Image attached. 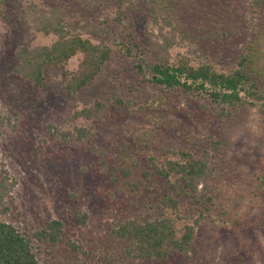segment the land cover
Returning <instances> with one entry per match:
<instances>
[{
    "label": "trees",
    "instance_id": "1",
    "mask_svg": "<svg viewBox=\"0 0 264 264\" xmlns=\"http://www.w3.org/2000/svg\"><path fill=\"white\" fill-rule=\"evenodd\" d=\"M0 0V22L30 23L48 39L13 49L10 73L44 89L46 73L64 69L62 89L76 97L101 73L114 53L132 62L134 73L159 89L135 107L113 98L133 116L150 112L152 126L135 128L107 150L96 143L98 128L114 104L95 98L76 109L64 125L48 123L52 144L85 146L97 157L91 168L108 177L115 214L107 240L118 252L114 264H264V156L232 164L235 126L256 116L252 135L264 142V0ZM72 7V8H70ZM14 12L11 15V13ZM95 15H100L97 18ZM146 20V51L133 17ZM252 34L233 67L216 59ZM78 58L74 68L69 62ZM177 97L197 104L186 118L173 116ZM0 109V133L11 126ZM235 131V130H234ZM241 148L248 150L242 142ZM249 155V151L246 152ZM252 158V157H251ZM241 166H240V164ZM232 167V170L230 168ZM233 168H240L233 175ZM241 175V176H240ZM17 185L0 173V215L9 212ZM128 201V203H127ZM130 201L132 206H130ZM78 225L89 214L73 212ZM85 245L50 218L19 228L0 218V264H89Z\"/></svg>",
    "mask_w": 264,
    "mask_h": 264
},
{
    "label": "rangeland",
    "instance_id": "2",
    "mask_svg": "<svg viewBox=\"0 0 264 264\" xmlns=\"http://www.w3.org/2000/svg\"><path fill=\"white\" fill-rule=\"evenodd\" d=\"M61 1L56 0L58 3ZM112 1L113 4L106 8L107 11L115 8L121 0ZM13 13L11 15L14 17ZM260 15L259 19H264V9ZM96 16V19L100 17ZM133 20L134 31L143 43L144 53L150 56L145 49L146 20L139 15H135ZM17 25L18 28H11L0 22V109L11 119V126H5L4 132L0 133V173L7 171L17 180L9 198V212L0 215V218L19 228L57 218L63 222L68 235L85 245L89 264H114L109 259L118 257V252L106 237L115 214L122 213L129 207L124 202L126 199L118 197L124 207L111 202L107 195V175L91 168L97 157L85 146L72 143L52 144L46 133V125L70 123L74 110L91 103L95 98L105 100L115 106L98 128L96 143L108 150L120 138L130 139L135 128L147 130L154 123L150 112L139 111L137 116H133L124 107L118 110L112 99L130 98L136 101L137 107L142 105L143 100L154 97L159 89L144 82L140 75L134 73L130 59L117 53L113 54L98 77L74 98L67 97L62 89L64 69L46 73V88L31 87L10 73L14 62L13 49L23 41L36 44L48 39L34 32L30 23ZM259 35L264 51V28ZM251 37V33L247 34L236 48L220 54L215 61L218 67L235 66L238 54ZM77 62L78 58H73L68 68H74ZM172 107L173 116L183 120L186 118V111L196 109L197 104L177 97ZM245 117L247 125L243 127L242 123L237 124L232 133L234 146L239 147L237 153L229 159L232 164L246 158L258 162L264 156V142H260V137L253 136L251 132L257 126L256 116L246 114ZM242 142L248 144V150L241 148ZM247 151L250 152L249 155ZM230 168L232 170L231 166ZM233 170V175H239L240 168ZM76 209L89 214L87 225L75 222L73 212Z\"/></svg>",
    "mask_w": 264,
    "mask_h": 264
}]
</instances>
